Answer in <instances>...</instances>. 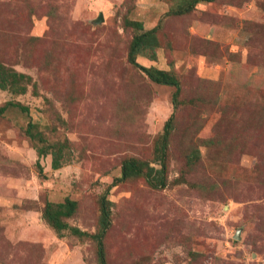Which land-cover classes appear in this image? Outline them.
<instances>
[{
  "label": "rangeland",
  "instance_id": "obj_1",
  "mask_svg": "<svg viewBox=\"0 0 264 264\" xmlns=\"http://www.w3.org/2000/svg\"><path fill=\"white\" fill-rule=\"evenodd\" d=\"M191 1L0 0V264H264V0Z\"/></svg>",
  "mask_w": 264,
  "mask_h": 264
},
{
  "label": "trees",
  "instance_id": "obj_2",
  "mask_svg": "<svg viewBox=\"0 0 264 264\" xmlns=\"http://www.w3.org/2000/svg\"><path fill=\"white\" fill-rule=\"evenodd\" d=\"M198 1H210V0H192L191 3L194 4ZM185 8H187V7H184L183 9H185ZM130 24L132 26L138 28V29L141 28V23L138 21H130ZM152 30L153 29H148V30L143 31L142 33H140L138 35H135L132 38L131 45H130V53H134V52L136 53L139 49H141L140 44L142 42H144V37H146V35L150 34L152 32ZM141 68L151 81L158 83V84L173 86L174 91L172 93V97L174 98L176 96V94L178 92V83L170 74H168L166 71L161 70V69H148V68L146 69L145 67H141ZM4 87H5V83L2 79V77H0V89H3ZM18 90L22 91V88L18 87ZM7 105L14 106V105H17V103H12L10 101H7L4 105L0 106V112ZM169 120H170V116H168V118L165 120L164 125H163V130H164L163 139L166 136V130H167V127L169 124ZM38 153H40V151ZM57 166H58V161H57L56 157H51L50 167L54 169V168H57ZM133 166H134V164L131 160L126 161L125 164H123V167L121 169V174H125L126 167L131 168ZM51 205H54V209H50ZM74 205H75V201L70 200L68 198H64V203L53 204L50 201H46L44 208H43L42 216L44 217L46 222L49 223V225L57 232L60 229H63L66 227V224L63 223L62 221H60L57 218V216L58 215H60V216L70 215L74 210ZM105 216H106V211H103L102 212V218L104 219ZM70 230L72 232L77 233V234H82V232L76 228H71ZM98 238H99V235H97V239ZM97 253L100 254V249H97ZM99 260L102 262V257H99Z\"/></svg>",
  "mask_w": 264,
  "mask_h": 264
},
{
  "label": "water",
  "instance_id": "obj_3",
  "mask_svg": "<svg viewBox=\"0 0 264 264\" xmlns=\"http://www.w3.org/2000/svg\"><path fill=\"white\" fill-rule=\"evenodd\" d=\"M99 20H100V17H99Z\"/></svg>",
  "mask_w": 264,
  "mask_h": 264
}]
</instances>
